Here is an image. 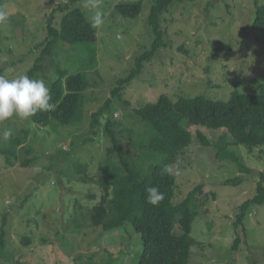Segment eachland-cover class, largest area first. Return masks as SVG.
<instances>
[{
	"label": "rangeland",
	"instance_id": "obj_1",
	"mask_svg": "<svg viewBox=\"0 0 264 264\" xmlns=\"http://www.w3.org/2000/svg\"><path fill=\"white\" fill-rule=\"evenodd\" d=\"M126 1L143 2L138 18L124 17L116 10L117 4ZM255 1L264 5V0L174 3L161 21L166 47L144 64L141 75L124 87L122 97L113 103V118L120 123L117 131L124 132L125 138H129V130L143 133L145 128L134 111L163 95L173 101L196 96L228 101L235 92L259 93L264 84V35L253 30ZM85 2L78 1L71 9H80L91 22L94 13ZM67 3L69 0H0V9L9 17L0 24V46L5 52L0 56V74L11 78L35 67L44 51L41 44L47 38L49 21L54 14L58 27L63 12L55 10ZM152 5V0H101L105 23L97 41L62 44L54 55L42 59L43 68L36 78L50 88L61 69L86 76L90 87L84 94L81 123L61 126L53 121L41 127L31 118L19 117L0 123V132L12 131L9 139L0 137V241L3 216L11 215L0 264H86L89 256L98 253L104 257L106 251L115 257L109 264H139L143 239L133 225L107 232L91 223L92 211L103 195L101 183L106 174L102 164L111 144L105 138V120L99 136L90 129L92 115L113 99L120 80L137 68V58L152 49L155 36L148 24ZM191 132L195 140L181 159L183 169L174 199L181 202L204 185V206L192 234L201 246L193 249L189 264H264V205L249 208L244 231L236 227L239 208L257 195L264 172V147L254 152L243 145L226 150L246 166L248 171L243 172L235 161L218 159L214 146L205 147L197 138L198 132H203L216 143L221 131L193 127ZM24 133L26 143L11 166L4 150L15 136ZM126 149L132 157L133 146L129 149L126 145ZM158 158L153 163L159 162ZM79 162L88 165L89 182L75 169ZM236 178H242L243 183L226 184ZM176 232L180 233L179 229ZM239 236L241 245L235 249ZM88 262L93 264L91 258Z\"/></svg>",
	"mask_w": 264,
	"mask_h": 264
},
{
	"label": "trees",
	"instance_id": "obj_2",
	"mask_svg": "<svg viewBox=\"0 0 264 264\" xmlns=\"http://www.w3.org/2000/svg\"><path fill=\"white\" fill-rule=\"evenodd\" d=\"M81 0H69L67 5H60L55 12H63L58 25H54V14L47 28V38L43 44L44 51L34 68L27 73L31 78L39 75L42 59L46 55H54L60 45L93 44L97 41L99 28H93L85 14L80 9H71ZM197 0H152L153 5L148 17V24L155 36L152 49L137 58V68L129 77L122 79L113 91V99L92 115L91 129L93 135H98V129L104 124L105 138L110 142L107 157L102 164V172L106 179L101 183L103 195L100 203L93 209L91 223L94 228H101L107 232H115L133 225L135 231L142 236L143 253L139 264H189L193 249L199 248L193 234V225L197 219L204 195V185L196 187L181 202H174L179 189L177 176L161 175V169L166 164H172L177 159L181 161L186 151L194 143L191 128H208L221 131L222 137L213 143L211 138L203 132H198L197 138L205 147L214 146L217 157L235 161L241 171H248L238 158L226 154L231 146H246L250 152L264 147V84L260 85V92L254 94L233 93L228 101L212 100L204 96L179 97L173 101L168 96H161L157 102L148 103L134 111L135 117L144 126L145 131L140 134L129 132V138L124 132H118L120 125L113 118L112 106L116 99L122 97V90L144 69V64L166 47L165 34L162 28V17L169 13L174 3L195 2ZM256 13L253 30L260 36L264 35V5L255 1ZM116 10L124 17L136 19L143 12V2H122L117 4ZM264 37V36H263ZM13 51H11L12 53ZM5 53L0 46V56ZM90 87L83 73L70 74L67 70H59V77L51 86V102L55 105L51 112H38L32 121L41 127L49 126L53 121L61 126L81 123L82 108L85 102V91ZM24 133L15 136L4 150L7 161L11 166L18 159V149L26 143L28 136ZM99 136V135H98ZM135 138V139H134ZM94 141V139L89 140ZM133 146L132 157L127 154L126 145ZM79 145V144H78ZM83 146V145H81ZM261 153L264 150L261 149ZM159 157V162L153 163ZM119 163L113 162V159ZM152 162V163H151ZM30 161L25 162L28 166ZM79 162L75 169L83 176L84 182H89L88 165ZM183 167L181 166V170ZM257 195L246 201L239 208L236 227L245 230L244 221L249 208L253 205H264V172L260 174ZM242 178L226 182L227 185H240ZM159 187L165 199L158 207L146 202V188ZM92 194L90 198H93ZM9 214L3 216L0 254L5 249V236ZM179 229L180 233L176 232ZM28 243V241H27ZM241 245V237L235 241V249ZM106 251L104 257L89 256L93 264H109L114 258ZM98 260H102L99 262Z\"/></svg>",
	"mask_w": 264,
	"mask_h": 264
},
{
	"label": "clouds",
	"instance_id": "obj_3",
	"mask_svg": "<svg viewBox=\"0 0 264 264\" xmlns=\"http://www.w3.org/2000/svg\"><path fill=\"white\" fill-rule=\"evenodd\" d=\"M101 0H86L85 7L93 11L92 27L100 28L105 23V14L100 11ZM8 13L0 9V24L8 21ZM51 89L43 79L31 78L26 72L18 73L9 78L0 74V123L14 117L30 120L38 112H51L55 105L51 102ZM12 131L5 129L0 137L7 140ZM181 161L177 159L172 164H166L161 169V175L180 176ZM165 199L159 187L146 188V202L158 207Z\"/></svg>",
	"mask_w": 264,
	"mask_h": 264
}]
</instances>
